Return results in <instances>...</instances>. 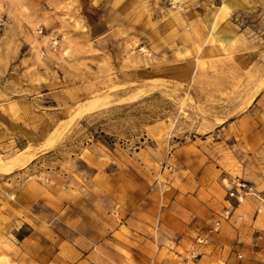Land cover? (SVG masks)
Segmentation results:
<instances>
[{"label": "rangeland", "instance_id": "obj_1", "mask_svg": "<svg viewBox=\"0 0 264 264\" xmlns=\"http://www.w3.org/2000/svg\"><path fill=\"white\" fill-rule=\"evenodd\" d=\"M223 2L0 0V264H264V0Z\"/></svg>", "mask_w": 264, "mask_h": 264}, {"label": "bare ground", "instance_id": "obj_2", "mask_svg": "<svg viewBox=\"0 0 264 264\" xmlns=\"http://www.w3.org/2000/svg\"><path fill=\"white\" fill-rule=\"evenodd\" d=\"M231 0H224L223 2V6L224 8H228L230 6ZM34 54L39 57V55L41 54L40 51V43L38 40H34V42L32 43L31 46ZM65 52L68 54L69 53V49L66 47L64 48ZM264 88V83L260 82L257 85L254 86L252 92L250 93L248 99L246 100V103L244 105V107L249 106L251 103H253L255 101V99L258 97V95L260 94V92L262 91V89ZM90 106L89 104H83L79 107H77L73 113H72V119H74L75 117L81 115L82 113H84L85 111L89 110ZM64 132V128L60 129L57 128L51 135V137L48 139V141L44 144V146L41 148L40 152H43L47 149H49L51 146H53L58 140L59 138L63 135ZM18 156V155H17ZM27 162V161H26ZM25 163L22 164H16L14 166V164L11 163H6V164H0V169L3 171H11L12 169H15V167H22L24 166ZM12 197V196H10Z\"/></svg>", "mask_w": 264, "mask_h": 264}, {"label": "built area", "instance_id": "obj_3", "mask_svg": "<svg viewBox=\"0 0 264 264\" xmlns=\"http://www.w3.org/2000/svg\"><path fill=\"white\" fill-rule=\"evenodd\" d=\"M39 33H42V30Z\"/></svg>", "mask_w": 264, "mask_h": 264}]
</instances>
